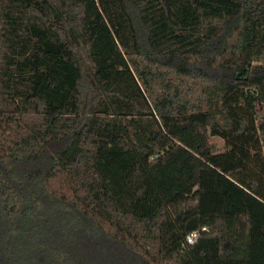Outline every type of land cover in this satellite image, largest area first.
Returning <instances> with one entry per match:
<instances>
[{
    "label": "trees",
    "instance_id": "16d2710c",
    "mask_svg": "<svg viewBox=\"0 0 264 264\" xmlns=\"http://www.w3.org/2000/svg\"><path fill=\"white\" fill-rule=\"evenodd\" d=\"M114 260L264 264V0H0V264Z\"/></svg>",
    "mask_w": 264,
    "mask_h": 264
},
{
    "label": "rangeland",
    "instance_id": "374dc122",
    "mask_svg": "<svg viewBox=\"0 0 264 264\" xmlns=\"http://www.w3.org/2000/svg\"><path fill=\"white\" fill-rule=\"evenodd\" d=\"M211 141H214L216 143L215 145H217V146H219L221 144V142L218 139L217 140L213 139ZM110 264H130V263L114 260Z\"/></svg>",
    "mask_w": 264,
    "mask_h": 264
},
{
    "label": "built area",
    "instance_id": "2783aa9c",
    "mask_svg": "<svg viewBox=\"0 0 264 264\" xmlns=\"http://www.w3.org/2000/svg\"><path fill=\"white\" fill-rule=\"evenodd\" d=\"M196 234L195 233H191L189 235L186 236V241L188 244H192L195 240Z\"/></svg>",
    "mask_w": 264,
    "mask_h": 264
}]
</instances>
